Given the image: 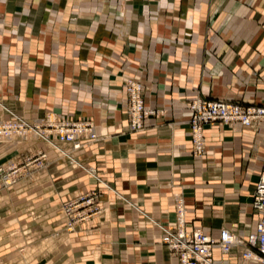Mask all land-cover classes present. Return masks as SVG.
Listing matches in <instances>:
<instances>
[{
  "label": "crops",
  "instance_id": "crops-1",
  "mask_svg": "<svg viewBox=\"0 0 264 264\" xmlns=\"http://www.w3.org/2000/svg\"><path fill=\"white\" fill-rule=\"evenodd\" d=\"M128 79L147 109L167 111L141 133L127 129ZM198 95L264 105V0L0 1V103L29 119L89 120L102 138L78 158L95 177L58 161L0 191V264H23L14 255L31 234L52 246L37 242L24 264H179L160 227L175 224L177 194L190 228L252 232L264 127L209 126L195 159L186 102ZM22 146L0 144V164L27 155ZM93 190L102 216L67 233L60 208ZM214 257L251 264L241 248Z\"/></svg>",
  "mask_w": 264,
  "mask_h": 264
},
{
  "label": "built area",
  "instance_id": "built-area-1",
  "mask_svg": "<svg viewBox=\"0 0 264 264\" xmlns=\"http://www.w3.org/2000/svg\"><path fill=\"white\" fill-rule=\"evenodd\" d=\"M128 107V129L141 133L147 129V119L155 115L144 105V88L141 83L128 79L125 83ZM189 127L192 140V154L201 160L206 155V128L214 125L234 127L238 124L257 129L264 127V105H246L230 100H207L199 95L189 104ZM10 119L0 120V144H12L17 139L41 140L50 153L41 151L36 157L28 158L24 164L0 166V191L13 189L22 178L33 177L44 171L52 161H69L72 166L79 161L77 156L86 145L98 142L101 137L91 121L71 122L60 120L51 114L46 120L29 122L8 109ZM76 167V166H75ZM23 172L24 169H27ZM80 168V167H76ZM94 176L95 175V172ZM103 192L94 190L79 194L62 205V215L67 233L94 218L102 216ZM177 219L173 226H160L162 239L179 264H228L217 260L214 251L229 255L234 249H242V258L249 263L264 264V158L261 175L256 184L253 207L258 215L254 230L248 234L236 233L223 228L219 237H212L203 228H190L186 221L187 209L182 194L174 197Z\"/></svg>",
  "mask_w": 264,
  "mask_h": 264
},
{
  "label": "rangeland",
  "instance_id": "rangeland-1",
  "mask_svg": "<svg viewBox=\"0 0 264 264\" xmlns=\"http://www.w3.org/2000/svg\"><path fill=\"white\" fill-rule=\"evenodd\" d=\"M0 1H4V0H0ZM29 5H30V3H29ZM17 15H21V14H19V13H17ZM16 17H18V16H16ZM15 33V32H14ZM135 81V80H134ZM142 85V84H141ZM143 86V85H142ZM143 88H144V86H143ZM126 91V90H125ZM144 92H145V88H144ZM127 95V94H126ZM200 96V95H199ZM201 98H203L204 99V97L203 96H200ZM128 99V98H127ZM143 99H144V96H143ZM191 102V101H190ZM190 102H186V107H187V111H188V113L187 114H189V104H190ZM145 105V104H144ZM128 107H129V104H128V102H127V111H126V116H127V122H128V115H127V112H128ZM146 107V106H145ZM0 109L1 110H4L5 112H6V114L8 115L7 116V118H3V116H1L0 117V120H4V119H10L11 117H10V115L8 114V112L6 111V110H11L10 108H6L3 104H1L0 103ZM6 109V110H5ZM149 110H155V109H149ZM12 112H14L15 114H17V115H19L18 113H16L15 111H13V110H11ZM166 113H167V111L166 110H155V115H152V116H149L148 117V119L149 118H151V117H157V116H165L166 115ZM51 114H54V115H56L57 116V118L58 119H64V120H67V121H71V122H75V123H77V122H83V121H89V120H84V119H82V120H71V119H69V118H67L66 116H64V115H60V114H56L54 111H49L48 113H46V115L43 117V118H38V119H29V118H26L25 116H21V115H19V116H21V117H23L24 119H26L27 121H29V122H32V123H35L37 120H46L49 116H51ZM147 119V120H148ZM174 124L175 123H170L169 124V126L172 128L173 126H174ZM128 126V125H127ZM221 126V125H220ZM127 129H128V127H127ZM128 131H129V129H128ZM100 140H102V138L100 139ZM99 140V141H100ZM29 141H31V142H34V144L36 143V142H41L42 144H43V142L41 141V140H35V139H32V138H30V140ZM26 142H28V141H23V140H20V139H17L15 142H13L12 144H7V145H12V147H16L15 149H17L18 147L17 146H22L21 148H19L20 150H21V152H23L24 154H27V155H23V156H21V158L20 159H17V160H15V161H13V163H11V162H6V163H4V164H0V166H2V165H10V164H14V165H16V164H24L26 161H27V159L28 158H33V157H36L38 154H39V152H41V151H46V152H48V153H50V151L47 149V147H46V145L45 144H43L44 145V147L43 148H41V147H38V145L36 146V145H29V144H26ZM25 144H26V147H25ZM2 145H5V144H2ZM85 149V148H84ZM33 151V152H32ZM6 153V150L5 151H2L1 153H0V155H4ZM82 155V152L80 153V154H78V156H77V158H79L80 156ZM0 161H1V159H0ZM58 161H60V162H62L64 165H69L71 168H73V169H80L81 167L80 166H78V165H76V164H74L76 167H80V168H76L75 166H72L70 163H69V161H62V160H58ZM58 161H52L51 162V164L52 163H54V162H58ZM78 162H80V164L83 166V167H85L84 165H83V163L81 162V161H78ZM50 164V165H51ZM49 165V166H50ZM48 166V167H49ZM29 168H27V169H24L23 170V172L25 171V170H28ZM83 170H85V171H87L88 173H90L91 174V171L90 170H87L86 168H84ZM45 171V170H44ZM90 174H88V175H90ZM47 176L45 175V174H43V171L41 172V173H36V175H34L33 177H28V178H22L21 180H20V182L17 184V186L16 187H14L15 189H14V191H18V190H22L23 189V186H22V181L23 180H29V181H31V182H35V181H37V180H39V179H42V178H46ZM24 188H26V187H24ZM18 189V190H17ZM94 191V190H93ZM78 196V195H77ZM75 198V197H74ZM73 198V199H74ZM72 200V199H71ZM102 200V199H101ZM102 203V202H101ZM33 208V207H32ZM32 208H29L30 210V212H29V214H35V210H34V208L32 209ZM62 208V207H61ZM61 208H60V211H61V214H62V210H61ZM59 211V210H58ZM51 212L49 211V213L46 215V217L50 214ZM154 224V223H153ZM158 224V223H157ZM23 232H28V229L27 230H25V231H23ZM19 243H18V247H22V249H24V248H27V250H26V252L25 253H17L16 255H14V259H15V261H17V262H19V263H25L26 261H29L30 259H32V257L34 256H32V255H30L31 254V252H32V247L33 246H36V243L37 242H39V243H41L42 244V246L44 247V248H47V247H51L52 246V240L51 239H48V237L47 236H44L43 235V237L41 238V239H39V240H36V236H34L33 234H31V235H29V237H28V239L27 238H25L24 240H19L18 241ZM33 249H35V248H33Z\"/></svg>",
  "mask_w": 264,
  "mask_h": 264
},
{
  "label": "bare ground",
  "instance_id": "bare-ground-1",
  "mask_svg": "<svg viewBox=\"0 0 264 264\" xmlns=\"http://www.w3.org/2000/svg\"><path fill=\"white\" fill-rule=\"evenodd\" d=\"M6 110V109H5ZM7 112H8V110H6ZM76 165H78V166H80L81 167V169H84L85 167H83L81 164H80V162H76L75 163ZM44 170H46V169H44ZM87 170H92V172H91V174L93 175L94 173V170L93 169H87ZM95 177V176H94ZM244 260V259H243ZM245 261V260H244ZM249 263V262H248ZM251 264H255V263H251Z\"/></svg>",
  "mask_w": 264,
  "mask_h": 264
}]
</instances>
